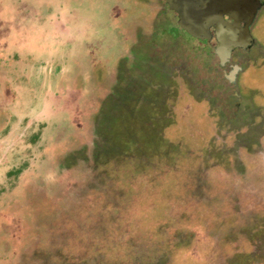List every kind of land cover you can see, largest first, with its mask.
Here are the masks:
<instances>
[{
  "label": "rangeland",
  "instance_id": "1",
  "mask_svg": "<svg viewBox=\"0 0 264 264\" xmlns=\"http://www.w3.org/2000/svg\"><path fill=\"white\" fill-rule=\"evenodd\" d=\"M249 31L222 63L163 0H0V264H264Z\"/></svg>",
  "mask_w": 264,
  "mask_h": 264
},
{
  "label": "flooded vegetation",
  "instance_id": "2",
  "mask_svg": "<svg viewBox=\"0 0 264 264\" xmlns=\"http://www.w3.org/2000/svg\"><path fill=\"white\" fill-rule=\"evenodd\" d=\"M260 1L261 0H163V6L165 10L166 5L167 10L173 15L177 22L183 18H181L182 14L184 18H195L197 22L209 26L208 30L204 28L203 32L202 30H200V32L202 35L204 33L206 39L212 42V51L216 57H218L222 63H225L227 60H223L215 51V48L219 44L218 39H220V33L218 27L216 28L214 24L216 23V25L222 26L235 23L239 25V28L236 29V36L245 38L244 28L249 24L250 30ZM233 50L243 49L236 47ZM233 65L238 64L229 63V69L225 70V73H227Z\"/></svg>",
  "mask_w": 264,
  "mask_h": 264
},
{
  "label": "water",
  "instance_id": "3",
  "mask_svg": "<svg viewBox=\"0 0 264 264\" xmlns=\"http://www.w3.org/2000/svg\"><path fill=\"white\" fill-rule=\"evenodd\" d=\"M183 17V18H182ZM181 20L178 21V23L185 29L188 30V32L194 34V36H201L200 30L201 28H205V30H208L207 25L197 22L194 19L190 18H184V15L181 14ZM215 27H218L219 33H220V39H218V46L215 48V51L217 54L220 55V57L223 60H228L231 52L234 48L239 47L241 49H246L251 41V36L249 33V24L245 26V38H242L240 36H236L237 32L236 29L239 28V25H236L235 23H229L228 25H222L219 26L216 23L214 24ZM240 67L238 65H233L229 71V73H225V78L229 80L231 83H234L235 77L237 75V72L239 71Z\"/></svg>",
  "mask_w": 264,
  "mask_h": 264
},
{
  "label": "trees",
  "instance_id": "4",
  "mask_svg": "<svg viewBox=\"0 0 264 264\" xmlns=\"http://www.w3.org/2000/svg\"><path fill=\"white\" fill-rule=\"evenodd\" d=\"M211 53L214 54L212 50H211ZM127 194H128V192L125 191V195H127ZM166 200H167V202H169L168 201L169 198H166ZM166 221H170V222L165 223V243H172V242L175 243V242H177V241H174L176 239V238H174L175 232L173 233V231H172V235H171V230L179 227L180 221L178 223L174 224L173 219H171L170 217H168V219ZM171 221H172V223H171ZM180 225L182 226V224H180ZM186 240H189V236H187ZM158 255H159V259L162 260L160 263L165 264V247H163L161 251H156L155 254L151 253L149 255V257L147 258L148 263H146V264H157V263H159V259L157 260ZM142 263H140V264H142Z\"/></svg>",
  "mask_w": 264,
  "mask_h": 264
}]
</instances>
